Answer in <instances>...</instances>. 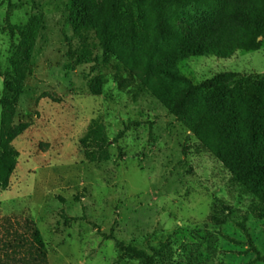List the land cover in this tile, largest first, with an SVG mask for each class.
<instances>
[{"label": "rangeland", "instance_id": "rangeland-1", "mask_svg": "<svg viewBox=\"0 0 264 264\" xmlns=\"http://www.w3.org/2000/svg\"><path fill=\"white\" fill-rule=\"evenodd\" d=\"M84 0H0V65L12 69L20 32L42 18L14 124L31 126L13 141L20 152L11 184L0 191V249L32 220L48 247L49 264H144L124 254L112 236L155 255L158 264H264V190L247 191L160 98L127 70L125 56L104 60L98 31L71 23ZM81 17L94 9L80 8ZM121 20L137 22L139 49L155 39L158 18L188 35L206 16L193 7H160L123 0ZM258 50L228 58L178 60L172 41L160 43L156 63L173 65L200 83L219 73L264 74V36ZM147 49V48H146ZM144 49V50H146ZM87 51L88 60L81 58ZM77 54L73 56L72 52ZM149 51V50H146ZM148 57V56H147ZM81 59V60H80ZM4 77L0 74V100ZM100 90L95 94L93 90ZM245 149L264 159V116L246 103ZM102 122L114 139L108 159L91 162L82 139ZM2 106L0 103V140ZM67 213L71 224L62 216ZM83 216L86 218L84 219Z\"/></svg>", "mask_w": 264, "mask_h": 264}, {"label": "trees", "instance_id": "trees-1", "mask_svg": "<svg viewBox=\"0 0 264 264\" xmlns=\"http://www.w3.org/2000/svg\"><path fill=\"white\" fill-rule=\"evenodd\" d=\"M151 1L160 7L168 5L172 10L184 6L197 8L204 16L213 12L218 20L200 22L188 35H184L170 25L167 18H158L155 39L148 43L150 45H144L143 50L139 49L137 22L132 17L124 29L121 20L123 0H84L80 6L75 3L71 23L79 34L82 29L98 31L106 62L113 54L124 55L127 70L142 80L143 88L160 98L247 191L264 190V159H252L245 149L249 119L241 110V103H246L264 116V74L225 72L194 83L176 66L156 63L157 57L164 53L159 44L167 41L175 44L178 60L189 56L228 58L239 50L260 49L259 38L264 36V0ZM84 4L94 9V15L83 19L80 8ZM41 24L40 16H32L21 29V40L11 60L12 69L3 72L0 65V74L4 77L0 100V191L9 188L18 166L20 152L13 146V141L32 125L31 122L14 124V117L25 80L33 73L31 58ZM82 52L81 58L88 60L87 51ZM72 54L76 56L77 53L73 51ZM93 92L101 93L95 89ZM128 129L126 126L112 139L102 122L93 121L82 139L86 158L91 162L107 160L108 148L123 138ZM62 214L66 226L71 224V220L79 219H70L65 211ZM26 226V232H16L13 238L5 241L0 249V264H49L48 247L40 229L32 220H28ZM110 238L116 240L124 254L136 257L144 264H158L155 255L145 249L128 245L115 236Z\"/></svg>", "mask_w": 264, "mask_h": 264}]
</instances>
